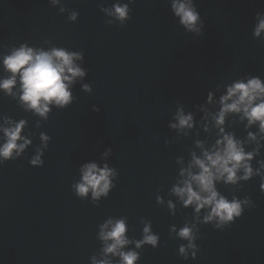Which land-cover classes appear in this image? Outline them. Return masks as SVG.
Wrapping results in <instances>:
<instances>
[{
    "label": "water",
    "instance_id": "obj_1",
    "mask_svg": "<svg viewBox=\"0 0 264 264\" xmlns=\"http://www.w3.org/2000/svg\"><path fill=\"white\" fill-rule=\"evenodd\" d=\"M172 2L0 0V80L12 75L4 58L21 45L77 53L83 71L65 81L70 101L49 103L44 115L21 101L18 74L10 92L0 89V145L3 129L20 121L16 143L28 141L0 157V264H121L101 238L110 230L102 226L120 220L129 241L120 251L137 253L133 264H264V132L243 112L216 123L230 85L264 83V30L254 34L264 0H191L198 31L181 24ZM114 5H127V18ZM225 134L252 153V175L244 179L240 168L235 182L215 180L219 196L242 211L205 220L211 206L196 211L174 188ZM93 163L111 170L110 187L79 195ZM184 227L191 239L179 235ZM146 235L156 244L137 247Z\"/></svg>",
    "mask_w": 264,
    "mask_h": 264
},
{
    "label": "clouds",
    "instance_id": "obj_2",
    "mask_svg": "<svg viewBox=\"0 0 264 264\" xmlns=\"http://www.w3.org/2000/svg\"><path fill=\"white\" fill-rule=\"evenodd\" d=\"M172 9L175 15L180 18L181 24L189 30L198 31L196 22L199 16L192 7L191 0H173ZM113 13L117 18L123 20L127 18L128 6L114 5ZM262 30H264V18L259 20L254 34L259 35ZM74 56H78V54L68 53L62 49H53L50 52L34 51L32 48L21 45L3 60L6 70L12 75L7 79L0 80V89L10 92L16 83L18 74L22 92L21 101L38 114L44 115L48 110L49 103L63 106L70 101L71 97L65 81L70 82L73 77L83 75V71L73 64ZM220 103L222 107L216 118L217 124H223L226 112H243L249 124L259 122V129L264 132V83L259 78L253 77L247 81L234 82L228 87L226 95L221 97ZM23 123L24 121H20L14 127L3 129L7 139L3 145H0V157L10 158L13 149L19 154L20 150L28 143L27 140L23 144L16 143L21 138L19 133ZM179 124L190 126L191 117L180 116ZM220 131L223 132V129L221 128ZM248 135L255 139L251 132ZM251 158L252 153H246L240 141L234 139L230 134H225L217 140L213 151L204 152L202 158L193 157L192 163L199 168V172L194 174L189 171L188 179L183 181V186L175 187L174 191L183 199L185 205L193 204L196 211L210 205V212L205 220H211L213 217H218L222 222L232 220L234 216L241 214V205L238 201L229 202L219 196L214 187V181L223 177L226 182H235L236 171L240 168H243L244 171L243 178L247 179L252 175V168L248 164ZM32 163H40L39 157L35 158ZM110 174L111 170L107 167L97 168L94 163L86 165L82 181L76 186L77 193L85 195L91 189L94 197L106 194L110 187ZM193 185L196 186V190ZM260 187L264 190V183ZM109 226L110 230L101 232L102 239L112 241L111 244L106 245L104 251L119 254L121 264H133V261L137 259V253L120 251L123 245L129 243L124 237V222L122 220L115 223L109 221L108 225L102 227ZM144 231L148 232L147 226ZM179 235L191 239L188 227L182 228ZM143 242L155 245L157 237L146 235L143 241L137 242V247ZM180 251L184 252V248L181 247ZM100 264H107V261H101Z\"/></svg>",
    "mask_w": 264,
    "mask_h": 264
}]
</instances>
